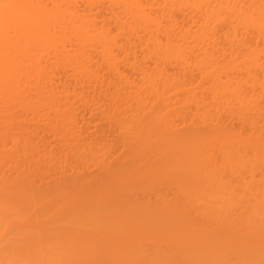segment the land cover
Listing matches in <instances>:
<instances>
[{
    "label": "bare ground",
    "instance_id": "bare-ground-1",
    "mask_svg": "<svg viewBox=\"0 0 264 264\" xmlns=\"http://www.w3.org/2000/svg\"><path fill=\"white\" fill-rule=\"evenodd\" d=\"M0 264H264V0H0Z\"/></svg>",
    "mask_w": 264,
    "mask_h": 264
}]
</instances>
